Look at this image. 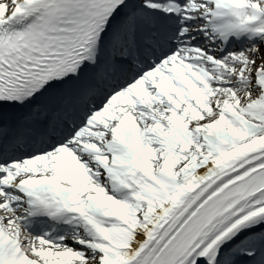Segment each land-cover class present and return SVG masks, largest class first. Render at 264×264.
<instances>
[{"label": "snow or ice", "instance_id": "1", "mask_svg": "<svg viewBox=\"0 0 264 264\" xmlns=\"http://www.w3.org/2000/svg\"><path fill=\"white\" fill-rule=\"evenodd\" d=\"M0 264H264V0H0Z\"/></svg>", "mask_w": 264, "mask_h": 264}]
</instances>
